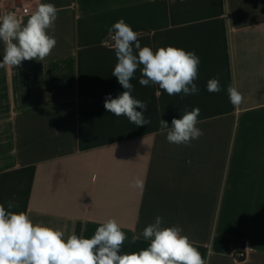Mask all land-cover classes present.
<instances>
[{
  "label": "crops",
  "instance_id": "0c3cea01",
  "mask_svg": "<svg viewBox=\"0 0 264 264\" xmlns=\"http://www.w3.org/2000/svg\"><path fill=\"white\" fill-rule=\"evenodd\" d=\"M39 3L58 10L51 55L0 68V204L8 210L13 200L11 211L65 239L91 238L115 219L127 237L122 253L147 248L150 241L131 237L159 216L206 264H264V0H0V14L28 7L26 23ZM120 19L141 47L200 58L195 95L141 86L137 68L132 95L151 121L139 127L104 108L107 96L125 91L108 43ZM3 54L0 42V62ZM213 78L220 92L207 90ZM229 85L243 96L238 106ZM193 108L204 134L189 146L169 143L160 119L171 127ZM137 177L142 189L130 186Z\"/></svg>",
  "mask_w": 264,
  "mask_h": 264
},
{
  "label": "clouds",
  "instance_id": "9594fccd",
  "mask_svg": "<svg viewBox=\"0 0 264 264\" xmlns=\"http://www.w3.org/2000/svg\"><path fill=\"white\" fill-rule=\"evenodd\" d=\"M57 14L54 4L39 3L26 23L15 12L0 16V42L4 44L0 68L20 66L25 60L41 62L51 55L57 44L54 36ZM108 35L118 60L112 75L125 89L116 98L111 95L105 98L104 108L116 117L126 116L138 127L151 123L143 114L148 105L132 95L130 81L140 65L143 66L141 86L158 85L169 96L198 94L194 81L198 77L200 58L195 51L168 46L154 52L148 46L141 47L139 33L123 19L108 29ZM207 90L220 92L219 79H210ZM227 92L233 106L242 103L243 96L236 87L229 85ZM199 114V108L185 110L181 118L172 119L171 127L160 119L159 132L166 133L169 143L189 146L192 140L204 134L197 127ZM130 186L142 189L144 181L137 177ZM14 207L18 205L13 200L7 202L8 210L0 204V264H206L194 242L182 234V229L163 227L159 216L141 233L131 237V243L135 244L142 236L150 241L149 246L122 253L127 237L115 219L104 221L91 238L72 234L65 239L63 231L33 223L24 212L11 211Z\"/></svg>",
  "mask_w": 264,
  "mask_h": 264
},
{
  "label": "built area",
  "instance_id": "2783aa9c",
  "mask_svg": "<svg viewBox=\"0 0 264 264\" xmlns=\"http://www.w3.org/2000/svg\"><path fill=\"white\" fill-rule=\"evenodd\" d=\"M7 12H15L16 15L19 17V18H22L23 16L27 15L29 13V8L28 7H15V8H12V9H8L6 11H4L3 13L0 14V16L4 15L5 13ZM108 43L109 44H112L113 42L110 40V38L108 39ZM248 252V249L246 247H243L242 250L240 251H237L235 253V256L239 259H242V258H245L246 257V254Z\"/></svg>",
  "mask_w": 264,
  "mask_h": 264
}]
</instances>
